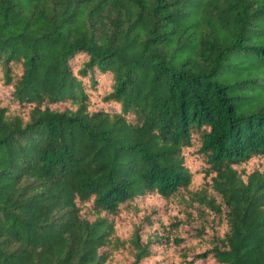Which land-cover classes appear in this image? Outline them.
Instances as JSON below:
<instances>
[{"label": "trees", "instance_id": "trees-1", "mask_svg": "<svg viewBox=\"0 0 264 264\" xmlns=\"http://www.w3.org/2000/svg\"><path fill=\"white\" fill-rule=\"evenodd\" d=\"M263 19L0 0V264H264Z\"/></svg>", "mask_w": 264, "mask_h": 264}, {"label": "rangeland", "instance_id": "rangeland-1", "mask_svg": "<svg viewBox=\"0 0 264 264\" xmlns=\"http://www.w3.org/2000/svg\"><path fill=\"white\" fill-rule=\"evenodd\" d=\"M256 1V3H257V5H258V7L259 8H264V0H255ZM262 24H263V29H264V19L262 20V22H261ZM264 31V30H263ZM259 36H260V38L264 41V35H260L259 34ZM244 74H246L245 72H243L241 75H244ZM231 78V77H230ZM230 78L229 77H225L224 78V81H230Z\"/></svg>", "mask_w": 264, "mask_h": 264}]
</instances>
